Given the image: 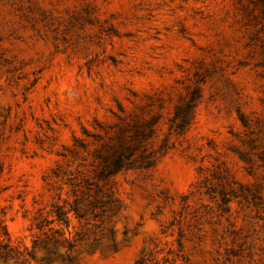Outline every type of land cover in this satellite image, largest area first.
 Instances as JSON below:
<instances>
[{"label": "rangeland", "instance_id": "rangeland-1", "mask_svg": "<svg viewBox=\"0 0 264 264\" xmlns=\"http://www.w3.org/2000/svg\"><path fill=\"white\" fill-rule=\"evenodd\" d=\"M97 185L76 264H264V0H0L12 241Z\"/></svg>", "mask_w": 264, "mask_h": 264}, {"label": "trees", "instance_id": "trees-1", "mask_svg": "<svg viewBox=\"0 0 264 264\" xmlns=\"http://www.w3.org/2000/svg\"><path fill=\"white\" fill-rule=\"evenodd\" d=\"M126 166L123 156L118 154L111 159V162L104 165L100 171L99 179L109 180ZM75 197L76 200L73 204H69L59 197L58 203L52 205L48 217L41 214L34 219L31 229L36 233L30 248L12 241L0 216V264H32L36 260L37 249L44 250L41 261L45 264L55 262L76 264V256L73 255L76 247L75 235L69 232V237H67L60 227L64 226L69 229L72 222L71 216H74L77 220L83 219L86 217L87 211L98 208H112L118 200L114 192H108L100 185H97L91 200H84L83 197H77L76 194ZM61 200L62 204L60 203ZM61 248L65 249V252H60Z\"/></svg>", "mask_w": 264, "mask_h": 264}]
</instances>
